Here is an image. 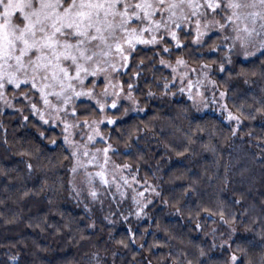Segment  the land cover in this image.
Wrapping results in <instances>:
<instances>
[{
	"label": "snow or ice",
	"instance_id": "6c2138e0",
	"mask_svg": "<svg viewBox=\"0 0 264 264\" xmlns=\"http://www.w3.org/2000/svg\"><path fill=\"white\" fill-rule=\"evenodd\" d=\"M208 41L215 45L210 50L212 60L222 52L225 62L201 60L194 67L176 54L190 44ZM142 48L152 51L156 62L149 60L148 65L155 86L165 94L175 95L171 88L186 94L196 113L215 107L230 123L233 136L245 111L252 120L259 114L264 130V88L258 96L245 93L233 112L226 101L229 91L235 97L238 90L221 89V82L212 78L214 72L217 76L228 72L244 77L245 84L250 82L249 74L259 73L264 79V0H0V102L11 108L9 95L12 100L22 98L21 114L27 111L42 125L60 128L69 149L70 194L83 197L86 213L96 203L103 207L107 202L111 208L115 201L118 209L127 203L128 214L120 215L128 221L130 216H147L152 197L160 196L155 185L139 177L138 169L133 171L132 163L113 159L121 149L105 132L107 125L115 127L130 112L145 110L137 96L138 91L144 93L141 82L147 79L148 65L138 58ZM157 64L168 70L167 76ZM237 64L239 71H235ZM121 110L123 118L113 115ZM124 148L131 146L125 142ZM195 211L197 216L203 211V218L209 220L219 212L223 225L236 220L235 214L225 218L222 202L215 210L201 208L198 202ZM194 227L199 229L201 224ZM230 232L232 238L220 244L225 251L238 233L235 228ZM230 259L232 264H242L244 258L231 252Z\"/></svg>",
	"mask_w": 264,
	"mask_h": 264
},
{
	"label": "trees",
	"instance_id": "16d2710c",
	"mask_svg": "<svg viewBox=\"0 0 264 264\" xmlns=\"http://www.w3.org/2000/svg\"><path fill=\"white\" fill-rule=\"evenodd\" d=\"M184 50L176 54L183 55ZM151 56L150 48L138 52V58ZM212 59V55L193 56L190 64L196 66L201 60ZM156 67L163 75H168V70L158 64ZM150 68L148 65L145 69L147 79L141 82V87L144 92L151 87L155 93L157 87L153 85ZM239 70L237 64L235 71ZM228 74L217 76L214 72L213 77L221 82V89L238 90L235 97L229 91L226 101L236 112L244 94L258 96L259 89L256 83L245 84L244 77L234 76L225 84L223 81ZM137 96L144 112L130 113L115 127L107 125L105 132L111 136L114 147L121 149L113 159L117 163H132L133 171L138 169L139 177L153 183L160 196L148 206L147 216H130L128 221L120 215L127 212L125 205L114 211L117 209L115 201L111 208L93 206L86 213L83 204L73 200L67 183L71 174L69 149L63 144L57 127L42 125L27 111L21 114L18 110L0 108V254L12 248L18 257L17 264H34V261L35 264H72L94 246L101 250L104 264H154L157 258L172 255L170 243L183 242L181 247L185 248L200 243L202 233L193 231L195 224L190 222L191 217L185 219L176 208L195 211L199 202L201 208L215 210L213 204L222 202L224 210L225 206L230 208L238 220L245 208L264 201V142L261 141L264 130L259 114L252 120L245 111L237 135L229 138L230 123L217 119L219 113H196L191 109L186 122H190V138L195 144L190 145L187 139L166 137L161 127L164 122L178 124L179 111L191 105L188 100L154 95L145 102L144 93L138 91ZM16 105L21 108L23 100H17ZM23 116L29 119L24 120ZM206 121L218 126L217 136L210 143L208 133L203 130ZM41 131L45 133L43 137ZM249 132L252 135H248ZM157 136L161 137L160 144L155 142ZM50 138L57 143H49ZM125 142L133 147L125 149ZM201 144H208L207 150L199 147ZM28 163L32 164V169L26 167ZM237 163L239 168L235 167ZM213 172L216 176H227V183H206L205 177ZM192 189H196L197 195H191ZM165 200L167 203H163ZM237 200L240 202L236 203ZM104 216H108V220ZM203 216L201 211L202 219ZM88 224L94 226L89 228ZM207 224L211 226V221ZM73 234H76L75 239ZM244 238L245 234L238 232L232 246ZM10 257L11 253L5 257L9 264Z\"/></svg>",
	"mask_w": 264,
	"mask_h": 264
},
{
	"label": "clouds",
	"instance_id": "9594fccd",
	"mask_svg": "<svg viewBox=\"0 0 264 264\" xmlns=\"http://www.w3.org/2000/svg\"><path fill=\"white\" fill-rule=\"evenodd\" d=\"M186 40H189L190 37L184 38ZM215 45L212 41H208L205 43L200 44H190L188 47L185 48L183 56L188 58V62L190 64L191 58L193 56H199V57H208L212 55L211 49ZM223 53H218L216 55L215 60L207 61L209 63L219 64L223 61L222 59ZM149 60H152L153 63L156 61L153 59V57H146L144 59V64L148 65ZM199 63H197L198 65ZM235 74H232L231 76H226L225 78L229 80L233 79ZM255 77V80L252 78ZM249 79L248 84L256 83L257 87L259 89L264 88V79H261L259 76V73H257L255 76L249 74L247 77ZM152 81L153 85H155V81L153 79L152 74ZM151 91L155 96L166 98L170 95L165 94L163 91H161L159 88L153 92L152 88L150 87L147 91L144 92L143 99L145 102H147L148 99L152 98V96H148L147 93ZM169 92H172L171 89H169ZM209 100H211V96L209 95ZM128 107V106H124ZM191 112V105H185L183 109H181L178 113L179 117V123L178 124H172L168 122H164L162 127V131L164 132V135L166 137H170L171 139H187L189 141L190 145H194L195 142L191 140V127L190 122L187 121V117ZM132 113V112H130ZM129 113V114H130ZM128 114V115H129ZM115 117L123 118L125 116V113L123 110H121L118 113L113 114ZM211 115V114H208ZM222 113H220V116L217 119H222ZM123 120V119H121ZM154 124H157L156 121H153ZM197 127V130H200ZM217 125L215 122L206 121L204 129L208 133L209 143L211 140L217 136ZM137 128L139 129V122H137ZM145 129H147V125H145ZM146 131V135H147ZM223 135V133H220ZM155 135V133H153ZM229 138L232 135V133H228ZM43 137V136H42ZM52 140V138L49 139V143ZM261 141L264 142V137L261 138ZM157 144L161 143V137L157 136L156 141ZM52 144V143H51ZM131 147H133L130 144ZM199 147L204 148L207 150L208 144H201ZM185 151H189V148H185ZM179 155V153H177ZM235 167L239 168L240 165L237 163ZM205 182H213L214 184H226L227 183V176H216L215 173H210L205 177ZM192 196L197 195L196 189H192L191 192ZM183 194H181L182 198ZM178 198V201L179 202ZM217 203L213 204V207H216ZM180 209L182 217L187 219V216L191 217L192 223H200L201 227L199 229L194 228L193 231H199L202 233L200 243L194 244L192 247L185 248L181 247L180 244H171L169 247L172 250V255L170 256H164L162 258H157L154 261V264H188L189 261H191V264H232V261L230 259V253L236 252L238 256H243L242 264H264V201H261L258 205H251L248 208H245L244 213L241 214L240 218L238 220L232 221L229 219L228 225H223L219 221V212H217V215L215 218L211 219V226L207 224V221L209 219L201 218L200 216H197L196 211L193 210H185L182 211ZM235 214L231 211L230 208L225 206V218L228 219L229 215ZM259 217V222H257V218ZM255 225V227L253 226ZM231 228H235L237 232H242L245 234V238L239 242L236 243L235 246L231 247L227 251H225L224 248L220 246L221 241H227L232 238L234 235L230 232ZM215 230V231H213ZM75 235L73 234V239H75ZM111 233L109 232V236ZM204 237H209L210 239L205 240ZM215 243V247H213V244ZM108 250L106 249L105 252ZM203 252V255L201 254ZM11 253V257H15L16 259L14 261L11 260V264H17L18 257L14 249L9 248L8 252L0 254V264H9V260L5 257L8 256V254ZM112 255H115V253H112ZM35 264V261H34ZM72 264H104L103 262V256L101 254V250L96 247H89L87 251H85L79 259H74Z\"/></svg>",
	"mask_w": 264,
	"mask_h": 264
},
{
	"label": "rangeland",
	"instance_id": "374dc122",
	"mask_svg": "<svg viewBox=\"0 0 264 264\" xmlns=\"http://www.w3.org/2000/svg\"><path fill=\"white\" fill-rule=\"evenodd\" d=\"M192 66H194V65H192ZM194 67H195V66H194ZM212 78L214 79L213 74H212ZM171 91H172L173 93H175V95H170V97H172V98H184V99L188 100V101L190 102V104H191V101L188 99V97H187L186 94L178 92L176 88H171ZM17 100H22V98L17 97L16 100H12L11 95H9V101H10L11 103H13L14 106L11 107V108H9V107L3 105V102H0V108L3 109V110H4V109L18 110L19 107L16 105V101H17ZM124 106H127V104H125ZM194 110H195V109H194ZM205 111H211V112H216V113H219V114H220V112L217 111L216 108L213 107V106H211V105L209 106L208 109H204V110H203L202 112H200V113H203V112H205ZM132 113H134V112H132ZM135 113H136V112H135ZM109 114H112V113H109ZM37 119H38V118H37ZM123 119H124V118H123ZM46 126H54V127H57V126H55V125H46ZM234 126H235V125H234ZM57 128L60 130L59 127H57ZM97 147H99V146H97ZM71 176H72V174H70V178H71ZM149 184L154 185L153 183H150V182H149ZM70 191H71V190H70ZM72 198H73L74 201H79L81 204H84V202H86V201H84L83 197H81L80 199L75 198L74 193L72 194ZM155 198H156V197L153 196V197H152V200H154ZM104 205H106L107 207H109V204H108L107 202H105ZM93 206L100 207V204H99V203H96V204H94V205H90V208L93 207ZM124 208L127 209V212H126L124 215H127V214H128V204H127V203H125V207H124ZM117 210H118V208H117L116 210H114V211H117ZM114 211H112L110 214L113 215V214L115 213ZM132 217H133V218H137V217H135V216H132Z\"/></svg>",
	"mask_w": 264,
	"mask_h": 264
}]
</instances>
